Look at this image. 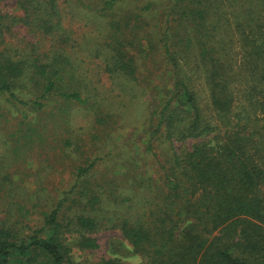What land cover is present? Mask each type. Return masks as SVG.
Returning <instances> with one entry per match:
<instances>
[{
    "label": "trees",
    "instance_id": "16d2710c",
    "mask_svg": "<svg viewBox=\"0 0 264 264\" xmlns=\"http://www.w3.org/2000/svg\"><path fill=\"white\" fill-rule=\"evenodd\" d=\"M61 2L66 11L59 0H0V132L10 131L0 160L12 164L0 163V264H81L76 253L100 249L106 231L121 240L95 264H264V42L246 45L254 85L233 89L240 74L206 42L208 0ZM76 11L109 25L94 52L115 81H137L126 50L150 29L141 40L169 69L161 75L168 85L155 105L139 101L140 125L129 124L132 85L121 83L129 101L112 114L111 97L72 55L65 15ZM185 23L207 113L175 50L182 35L174 27L184 32ZM124 130L135 138L117 141Z\"/></svg>",
    "mask_w": 264,
    "mask_h": 264
},
{
    "label": "rangeland",
    "instance_id": "374dc122",
    "mask_svg": "<svg viewBox=\"0 0 264 264\" xmlns=\"http://www.w3.org/2000/svg\"><path fill=\"white\" fill-rule=\"evenodd\" d=\"M59 8L62 11H66L68 6L59 0ZM206 8L209 12L206 18L207 44H210L211 47L212 45L216 46L213 48L220 51L222 57L225 56L224 63L227 70L240 74V76L236 77V83H232L230 88L242 89L243 87L248 88L247 85H254L253 76H248L246 71L247 68L253 66L248 64L246 54L249 49L247 48L248 43L259 46L264 42V0H208ZM12 14L14 16L20 15L18 11H14ZM68 15L70 16V14ZM69 16L65 15V26L72 33L70 39L76 44L75 50L71 52L72 55L75 54L78 56V62L81 61V71L87 73V77L98 87V90L111 97V102H107L110 112L112 114L115 111L120 112L129 101V98L124 96V94L121 96L120 86L121 83L125 84L127 89L128 83L109 78L108 74H105L103 71V64L99 63L100 59L95 58L94 52L95 46L100 41L101 34H106L107 29L109 30V25L106 27V21L92 14L84 17L82 11H76L75 16L73 15L74 17L70 16L72 19ZM177 25L174 27V32L181 34L182 37L175 39L179 43L175 47V50L181 51L179 62L182 68V74L186 77V82L187 84L189 83L190 88L195 94L199 106L207 113L210 102L209 90L206 86L203 70L197 67L196 42L189 36L190 34L193 35L192 28L190 24L185 23L186 33H184L185 31L182 32L181 29H176ZM128 28H123L124 30L121 33L127 36L128 31H131ZM149 30L148 28L140 30L138 33L139 38L147 37ZM141 39L136 41L138 46L126 50V56L132 57L137 67V81L128 84L132 85L129 88L134 90V103L136 104L132 113H129L131 117L129 124L136 125L141 124V118L143 117V107L142 104L140 105V102L146 100L144 101L145 103L148 102L149 105H155V102L162 98V85H168V82H164L161 75L164 71L169 70L162 63L161 58H159V53L153 52L148 42L142 41ZM44 41L47 49L50 46V42L48 40ZM151 93L152 95L150 97L149 94ZM244 103L245 98L241 95H236V105ZM9 132V130L7 132H0V153H2V142L6 141L5 139H10V137H7ZM134 133L136 134L135 130H129V132L128 130L119 131L115 135V139L122 142L131 135H133L131 136L132 138H135ZM143 137L142 135L141 138ZM0 163L7 165V167L9 165V169L12 165L9 161L5 162L4 160H0ZM38 163L30 159L26 161L27 167L35 171L39 166ZM14 180L17 181V177H14ZM24 185L31 184L25 183ZM120 240L119 233L110 231L103 232L98 237L100 249L93 253H81L78 251L74 256V261L81 264H95L97 258L107 256V247L111 241L118 244ZM122 260L128 263L137 262L131 255H124Z\"/></svg>",
    "mask_w": 264,
    "mask_h": 264
}]
</instances>
